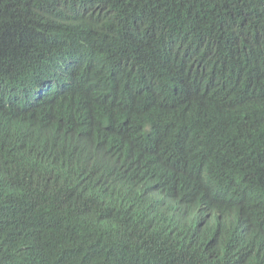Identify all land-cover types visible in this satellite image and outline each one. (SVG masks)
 I'll list each match as a JSON object with an SVG mask.
<instances>
[{
    "label": "trees",
    "instance_id": "16d2710c",
    "mask_svg": "<svg viewBox=\"0 0 264 264\" xmlns=\"http://www.w3.org/2000/svg\"><path fill=\"white\" fill-rule=\"evenodd\" d=\"M43 263L264 264V0H0V264Z\"/></svg>",
    "mask_w": 264,
    "mask_h": 264
},
{
    "label": "clouds",
    "instance_id": "9594fccd",
    "mask_svg": "<svg viewBox=\"0 0 264 264\" xmlns=\"http://www.w3.org/2000/svg\"><path fill=\"white\" fill-rule=\"evenodd\" d=\"M25 126H26V129L24 130V133L25 135H29L30 126L27 122L25 123ZM101 142H102L101 139L99 141H94V142H92L90 139H87L84 142L80 141L79 143L76 144L78 147L76 148L74 152L73 160L77 161V163L81 167L83 163L85 166H90L92 164V161H95V159H98V164L100 165L103 164L107 168H110L111 166H109V164H111V160L107 155H105V153H103L102 148L100 147ZM82 151L90 153L91 159L89 161L88 160L84 161L83 157L80 156ZM55 174L57 175L56 172H52L51 175L54 176ZM109 186H111V184H108L107 187ZM162 207L167 209V206L164 203L162 204ZM167 233L170 234L168 230H167ZM170 235L172 236V234Z\"/></svg>",
    "mask_w": 264,
    "mask_h": 264
},
{
    "label": "bare ground",
    "instance_id": "6f19581e",
    "mask_svg": "<svg viewBox=\"0 0 264 264\" xmlns=\"http://www.w3.org/2000/svg\"><path fill=\"white\" fill-rule=\"evenodd\" d=\"M75 6V5H74ZM74 10V9H73ZM82 13V12H81ZM70 15V14H69ZM78 18V17H77ZM84 19V18H83ZM90 19V18H89ZM132 21V20H131ZM173 21V20H172ZM56 22V21H55ZM177 22V21H176ZM121 23V22H120ZM129 34V33H128ZM129 36V35H128ZM126 53V52H125ZM7 55V54H6ZM75 58V57H74ZM81 58V57H80ZM163 60V59H162ZM84 64V63H83ZM88 64V63H87ZM159 65V64H158ZM19 67V66H18ZM143 67V66H142ZM88 68V67H87ZM186 68V67H185ZM84 69V68H82ZM143 69V68H142ZM179 70V69H178ZM129 71V70H128ZM121 72V71H120ZM94 74V73H93ZM133 74V73H132ZM150 74V73H148ZM147 75V74H146ZM67 76V75H66ZM87 78V77H86ZM94 78V77H93ZM98 78V77H97ZM93 80V79H92ZM105 80V79H104ZM110 81V80H109ZM77 83V82H76ZM92 83V82H91ZM98 83V82H97ZM103 83V82H102ZM13 84V83H12ZM154 85V84H153ZM37 86V85H36ZM82 86V85H81ZM32 87V86H31ZM121 87V86H120ZM136 87V86H135ZM142 87V86H141ZM16 88V87H15ZM47 88V87H46ZM58 88V87H57ZM179 88V87H178ZM96 90V89H95ZM92 91V90H91ZM123 91V90H122ZM62 93V92H61ZM73 93V92H72ZM181 93V92H180ZM6 94V93H5ZM87 94V93H86ZM127 94V93H126ZM167 94V93H166ZM25 95V94H24ZM64 95V94H63ZM68 95V94H66ZM45 96V95H44ZM138 96V95H137ZM82 97V96H81ZM173 98V97H171ZM11 99V98H10ZM56 99V98H55ZM133 99V98H132ZM8 101V100H7ZM10 101V100H9ZM133 101V100H132ZM131 101V102H132ZM46 102V101H45ZM169 102V101H168ZM41 103V102H40ZM53 103V102H52ZM141 103V102H140ZM144 103V102H143ZM24 104V103H23ZM42 104V103H41ZM86 104V103H85ZM172 104V103H171ZM116 107V106H115ZM118 108V107H117ZM124 108V107H123ZM63 109V108H62ZM186 110V109H185ZM83 111V110H82ZM156 113V112H155ZM178 113V112H177ZM39 114V113H38ZM93 114V113H92ZM173 115V114H172ZM38 118V117H37ZM96 118V117H95ZM130 118V117H129ZM151 118V117H150ZM55 121V120H54ZM137 121V120H136ZM161 121V120H160ZM10 122V121H9ZM148 122V121H147ZM25 123V122H24ZM28 123V122H27ZM32 123V122H31ZM103 123V122H102ZM124 125V124H123ZM132 125V124H131ZM121 126V125H120ZM53 127V126H52ZM95 127V126H94ZM131 127V126H130ZM233 127V126H232ZM178 128V127H177ZM80 129V128H79ZM223 130V129H222ZM110 132V131H109ZM53 135V134H52ZM94 135V134H93ZM145 135V134H143ZM125 136V135H124ZM195 136V135H194ZM146 137V136H145ZM148 137V136H147ZM146 137V138H147ZM169 137V136H168ZM189 137V136H188ZM142 138V137H141ZM3 139V138H2ZM148 139V138H147ZM143 140V139H142ZM167 140V139H166ZM189 140V139H188ZM41 141V140H40ZM157 141V140H156ZM155 141V142H156ZM23 143V142H22ZM29 144V143H28ZM60 144V143H59ZM70 144V143H69ZM110 144V143H109ZM141 144V142H140ZM123 146V145H122ZM146 146V145H145ZM134 148V147H133ZM32 149V148H31ZM71 149V148H70ZM9 151V150H8ZM151 152V151H150ZM155 152V151H154ZM21 153V152H20ZM115 153V152H114ZM23 156V155H22ZM71 156V155H70ZM193 157V155H192ZM9 159V158H8ZM29 163V162H28ZM25 164V163H24ZM53 167V166H52ZM30 169V168H29ZM99 169V168H98ZM161 169V168H160ZM173 170V169H172ZM48 171V170H47ZM110 171V170H109ZM183 179V178H182ZM6 181V180H5ZM170 181V180H169ZM172 183V182H171ZM184 185V184H183ZM74 186V185H73ZM96 186V185H95ZM150 188V187H149ZM172 190V189H171ZM144 194V193H143ZM193 194V193H192ZM19 195V194H18ZM42 200V199H41ZM111 200V199H110ZM105 201V200H104ZM128 201V200H127ZM25 202V201H24ZM75 203V202H74ZM20 205V204H19ZM21 208V207H20ZM49 208V207H48ZM40 209V208H39ZM128 209V208H127ZM154 209V208H153ZM196 209V208H195ZM21 211V210H20ZM34 212V211H33ZM60 212V211H59ZM127 212V211H126ZM110 214V213H109ZM148 214V213H147ZM44 215V214H43ZM125 217V216H124ZM14 220V219H13ZM75 221V220H74ZM90 221V220H89ZM93 221V220H92ZM59 222V221H58ZM15 223V222H14ZM82 226V225H81ZM170 226V225H169ZM22 228V227H21ZM127 229V228H126ZM184 229V228H183ZM20 230V229H19ZM48 230V229H47ZM117 231V230H116ZM128 231V230H127ZM178 232V231H177ZM140 233V232H139ZM143 233V232H142ZM33 238V237H32ZM105 238V237H104ZM31 239V238H30ZM64 239V238H63ZM8 240V239H7ZM63 241V240H62ZM66 241V240H65ZM134 241V240H133ZM135 244V243H134ZM35 246V245H34ZM53 246V245H52ZM165 246V245H164ZM41 247V246H40ZM56 248V247H54ZM116 248V247H115ZM42 249V248H41ZM193 250V249H192ZM6 251V250H5ZM17 252V251H16ZM31 252V251H30ZM71 253V252H70ZM194 253V252H193ZM5 254V253H4ZM3 257V256H2ZM178 257V256H177ZM19 258V257H18ZM176 259V258H175ZM10 261V260H9ZM29 262V261H28ZM6 263V262H5ZM146 263V262H145ZM44 264V263H43ZM110 264V263H109ZM187 264V263H186ZM191 264V263H190Z\"/></svg>",
    "mask_w": 264,
    "mask_h": 264
}]
</instances>
